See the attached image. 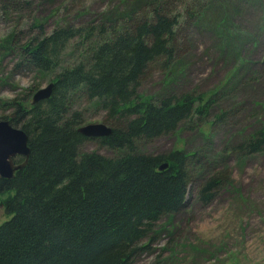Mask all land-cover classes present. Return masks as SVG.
Here are the masks:
<instances>
[{
    "label": "rangeland",
    "instance_id": "1",
    "mask_svg": "<svg viewBox=\"0 0 264 264\" xmlns=\"http://www.w3.org/2000/svg\"><path fill=\"white\" fill-rule=\"evenodd\" d=\"M3 4L12 12L7 15L0 7V121L10 125L5 117L13 107L7 103L15 99L28 107L31 96L54 83L57 76L58 70L39 73L17 67L19 54L5 50L10 45L22 46L36 32L38 35L39 30L29 29L34 23H44L43 35L57 26L76 29L62 62L74 66L82 61L90 65L85 60L88 45L81 46L79 28L93 26L89 44L96 47L114 36L113 30L122 32V25L123 31L133 34L144 18L151 21L156 7L177 19L174 58L166 63L165 55L156 56L139 77L136 95L154 103L169 95H204L209 97V105L177 121L172 131L150 138L142 133L134 139L137 151L150 155L200 148L197 157L201 156L202 162L194 164L193 156L185 164L189 189L184 207L154 223V232L130 264H264V148L247 152L240 146L264 129V0H0ZM196 4L205 7L204 15L198 14ZM187 20H191L189 26ZM80 85L85 88L68 91V114L79 111L82 122L78 127L100 123L108 134L114 125L136 117L127 113L112 119L101 100L89 96L86 85ZM104 147L98 140H85L77 157L81 151L109 153ZM112 150L123 155L128 151ZM26 158L14 157L13 165H24ZM212 175L224 179L208 191L212 197L203 202V180ZM6 196L1 194L0 199ZM5 218L0 201V221Z\"/></svg>",
    "mask_w": 264,
    "mask_h": 264
},
{
    "label": "trees",
    "instance_id": "2",
    "mask_svg": "<svg viewBox=\"0 0 264 264\" xmlns=\"http://www.w3.org/2000/svg\"><path fill=\"white\" fill-rule=\"evenodd\" d=\"M0 7L11 14L8 5ZM150 17L133 34L115 29L114 36L96 47L90 45L93 26L79 28L81 46L88 45L85 60L90 65L94 60L92 67L83 61L62 64L69 54L65 50L71 33L76 32L70 26H57L43 35L44 23H34L29 29L39 30L38 35L18 48H5L19 54L18 66L27 64L39 73L58 71L47 99L28 107L15 99L7 103L13 108L5 119L26 133L30 153L13 178L0 177V195L7 194L3 208L11 216L0 224V264H130L154 223L182 207L187 190L184 168L193 156L194 164L202 162L199 150L190 158L179 151L150 155L137 151L135 139L142 133L150 138L174 130L177 121L203 111L209 97L169 95L154 103L136 95L135 85L150 62L165 55L168 63L175 54L172 40L179 21L157 7ZM81 83L89 96L101 100L112 119L136 115L114 125L108 135L92 139L111 150L127 148L129 152L105 157L81 151L77 157L80 145L89 139L77 131L82 122L79 111L68 114V91L79 89ZM130 95L135 97L130 100ZM240 146L247 152L261 151L264 129ZM165 161L168 167L158 170ZM209 177L201 191L204 202L212 197L208 191L224 179Z\"/></svg>",
    "mask_w": 264,
    "mask_h": 264
},
{
    "label": "water",
    "instance_id": "3",
    "mask_svg": "<svg viewBox=\"0 0 264 264\" xmlns=\"http://www.w3.org/2000/svg\"><path fill=\"white\" fill-rule=\"evenodd\" d=\"M52 85L53 84L50 83L47 87L38 90L37 94H35L36 98H34V100L36 101L45 97L47 98L51 92ZM97 125L100 128L97 129ZM79 129L86 135L107 134V130L102 124L89 125L86 127H80ZM28 154L29 149L27 145V135L25 132L21 129L11 127L7 121H0V176L4 178L11 177L16 169L23 166V164L13 165L11 158L16 155L27 157Z\"/></svg>",
    "mask_w": 264,
    "mask_h": 264
},
{
    "label": "bare ground",
    "instance_id": "4",
    "mask_svg": "<svg viewBox=\"0 0 264 264\" xmlns=\"http://www.w3.org/2000/svg\"><path fill=\"white\" fill-rule=\"evenodd\" d=\"M195 7L198 8L197 4H196ZM204 8H205V7H202V8L200 9V11L198 12L199 15H204V14H205L206 10H205ZM129 16H130V15H129ZM184 19H185V18H184ZM184 19H183V21H184ZM187 21H189V23H188ZM187 21H186V22H187V25L189 26V24L191 23V22H190L191 20H187ZM124 27H125V26L122 25L121 29L124 28ZM176 27H178V25H177ZM176 27H175V29H176ZM117 28L120 29L119 26H117ZM226 43H229V42H226ZM24 66H25V68H27L28 70H36V71H37V69H35V68H33V67H29L27 64H25ZM52 84L54 85V83H52ZM53 85L51 86V92L49 93V95H51V93H52V91H53ZM91 101H92V100H91ZM95 101H97V100H94L93 106H96ZM97 102H98V101H97ZM97 106L99 107V105H97ZM95 124H99V123H95ZM89 125H94V124H85L83 127H86V126H89ZM97 126H98V125H97ZM93 128L96 129L95 127H93ZM98 128H100V127L98 126L97 129H98ZM97 136H98L97 134L86 135V137H88L89 140H92L94 137H97ZM104 148H106L107 151L109 152V153L103 154L105 157H112V156H116V155L118 154V152L115 151V150H111V149H109V148H107V147H104ZM114 151H115V152H114ZM27 159H28V156H27V158H26V161H27ZM11 160H12V158H11ZM7 161H8V160H7ZM12 161H13V160H12ZM21 167H22V166H21ZM21 167H20V168H21ZM20 168H18V169H16V170H19ZM16 170H15V171H16ZM13 176H14V175H12V176L9 177V178H13ZM0 201H1V204H2V206H3V202H4V200L1 198ZM253 223H254V222L252 221L251 224H253Z\"/></svg>",
    "mask_w": 264,
    "mask_h": 264
}]
</instances>
